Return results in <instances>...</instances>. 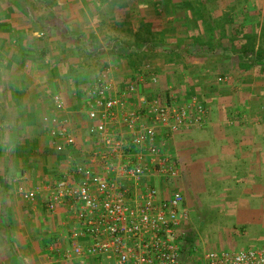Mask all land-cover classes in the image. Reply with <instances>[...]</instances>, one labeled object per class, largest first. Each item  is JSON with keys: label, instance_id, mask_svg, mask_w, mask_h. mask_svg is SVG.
<instances>
[{"label": "crops", "instance_id": "obj_1", "mask_svg": "<svg viewBox=\"0 0 264 264\" xmlns=\"http://www.w3.org/2000/svg\"><path fill=\"white\" fill-rule=\"evenodd\" d=\"M27 1L0 0V264H76L59 256L70 246L67 218L47 213L42 195L26 201L21 189L68 167L67 154L56 151L49 135L55 119L70 121L75 157L96 146L84 103L93 81L124 87L148 73L147 64L163 95H195L208 109L205 124L177 133L171 146L181 169L174 186L190 221L198 196H205L206 207L226 209L264 191V72L257 66L245 71L229 51L240 50L250 35L257 48L264 43V0ZM142 23H153L170 41L140 46L160 45L172 58L130 63L122 55L118 46L126 50L136 40L125 42L121 29L137 33ZM203 65L231 86L213 84L205 96L182 92L179 84L189 91ZM85 66L93 71L77 90L74 79Z\"/></svg>", "mask_w": 264, "mask_h": 264}, {"label": "built area", "instance_id": "obj_2", "mask_svg": "<svg viewBox=\"0 0 264 264\" xmlns=\"http://www.w3.org/2000/svg\"><path fill=\"white\" fill-rule=\"evenodd\" d=\"M145 68L124 87L99 78L87 90L92 150L75 157L70 121L55 119L49 135L68 167L21 189L23 198L35 202L42 195L47 213L67 218L70 246L59 256L76 264H264V247L186 252L189 215L174 186L181 169L171 146L177 133L201 128L208 109L195 95H163L158 75ZM54 100L63 111L61 96Z\"/></svg>", "mask_w": 264, "mask_h": 264}, {"label": "rangeland", "instance_id": "obj_3", "mask_svg": "<svg viewBox=\"0 0 264 264\" xmlns=\"http://www.w3.org/2000/svg\"><path fill=\"white\" fill-rule=\"evenodd\" d=\"M27 2H31V0H28ZM261 4L263 6L264 2L262 1ZM152 27L153 23L151 25L149 24V26L146 23L137 33H134L132 29L129 30L130 28L128 30H126L127 28L121 29L125 42L132 44V42L136 40L135 45H128L130 49L127 47L128 49L125 50L120 46L117 48L120 51H124L122 55L126 56L130 63H137L136 61L139 62L147 58L149 60L161 59L162 56L160 57V55L172 58L171 56L173 55L168 51L162 50L160 45L154 46L153 44H149L151 42H160L162 44L170 41V37L166 35V33L160 32L154 28L152 29ZM261 35L264 39V29ZM146 42L149 43L145 44L144 47L140 46ZM261 46H264V43ZM166 60L168 59L166 58ZM99 64L100 63L98 62L95 67L100 66ZM90 68L91 67L88 68L85 66V70L87 71H82L84 72L81 74L82 76L75 77V84L73 83L74 88L77 90L82 88L81 82L85 81L86 78L89 79L88 73L93 71ZM181 68L187 70L186 66ZM206 70L207 72L205 73ZM193 74L194 76H197V74L199 75L195 77L194 83L190 84L192 86L189 91H186L187 86H183L182 83L179 84V86L181 85L180 87L182 90H184L182 92H194L205 96V92L208 88H212L213 84L223 82L226 80L225 78H227V76L218 78L217 73H214L213 69L208 68L207 66L205 68L204 65L199 67L198 72ZM248 83L250 91H252L253 89L251 87H253V83H251V79L248 80ZM220 84L222 87L223 85L231 86L227 85V83ZM228 92L232 93V96H236L232 90ZM237 98L238 97H235V99ZM250 197L251 198L239 199L240 202L233 207L227 206L226 209L219 207L221 210L227 211L223 213L218 207L214 208L211 205L206 207L207 200L205 196H198L196 204L193 205V208L195 209V215L192 216L193 220L190 221L189 218V220L183 224V239L185 247L188 248L189 245H192L196 254H199L202 251L236 252L250 248L264 247V191L261 192V189L257 190V195ZM191 240L193 244L189 243Z\"/></svg>", "mask_w": 264, "mask_h": 264}, {"label": "trees", "instance_id": "obj_4", "mask_svg": "<svg viewBox=\"0 0 264 264\" xmlns=\"http://www.w3.org/2000/svg\"><path fill=\"white\" fill-rule=\"evenodd\" d=\"M247 38V44L240 46V50L229 49V51H232L234 54V59L238 65L246 66V69H244L245 71L251 66H257L264 72V46L260 45L257 48L255 44V35H250ZM189 243L193 244L192 240ZM192 247V245H189L188 248L185 247L188 254L192 251Z\"/></svg>", "mask_w": 264, "mask_h": 264}]
</instances>
